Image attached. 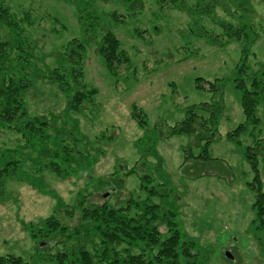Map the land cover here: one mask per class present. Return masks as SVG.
Instances as JSON below:
<instances>
[{
	"label": "rangeland",
	"instance_id": "rangeland-1",
	"mask_svg": "<svg viewBox=\"0 0 264 264\" xmlns=\"http://www.w3.org/2000/svg\"><path fill=\"white\" fill-rule=\"evenodd\" d=\"M212 1L0 0L18 23L12 30L0 21V41H7L8 57L32 82L21 95L24 105L29 117L47 119L40 133L0 127V166H6L0 256L20 257L15 264H58L61 237L48 240L29 231L53 215L77 226L69 244L94 255V230L79 222L80 211L70 216L64 209L82 198L84 205L105 201L113 207L132 198L133 215H141L146 204L174 213L185 238L203 250L194 264H264V229L252 223L256 189L246 156L255 150L264 190V155L258 152L264 104L248 124L233 86L243 55L247 74L264 71V0ZM248 27L256 39L229 35ZM107 31L127 59L114 73L99 53ZM79 44L81 64L66 55L67 46L79 51ZM74 66L87 91L78 110L48 80L55 67ZM216 79L221 86L212 89ZM192 108L205 117L215 113L217 132L208 142L207 132L201 138L198 130L170 129ZM140 118L146 123L140 125ZM240 124L244 129L229 138ZM125 254L113 248L103 260L93 256L94 264Z\"/></svg>",
	"mask_w": 264,
	"mask_h": 264
},
{
	"label": "trees",
	"instance_id": "trees-1",
	"mask_svg": "<svg viewBox=\"0 0 264 264\" xmlns=\"http://www.w3.org/2000/svg\"><path fill=\"white\" fill-rule=\"evenodd\" d=\"M214 1L211 3L214 4ZM0 21L12 30H15L18 25L15 16L1 3ZM241 29H235L229 35L245 34L249 40L258 37L250 27L247 30ZM208 42L211 43L210 40ZM7 45V41H0V127L20 129L24 135L26 131L29 134L40 133L44 130L47 119H40L36 116L29 117L21 95L32 85V82L22 71L21 66L13 65V58L8 57ZM119 45L120 41L111 31L104 33L99 43V53L106 64V68L112 73H114L117 63L127 60L126 57L122 56L123 51L119 49ZM78 46L79 51L72 50L67 46L66 55L72 58L71 62L81 64V57L78 56L82 52L81 45ZM245 56L240 58L235 68L233 86L238 93L240 106L247 123L253 124L258 119L256 116L258 105L264 104V71L254 70L252 74H247L246 72L250 67L245 63ZM80 77L81 71L78 72L75 66L71 70L55 67L48 74V80L55 82L60 89L67 93L71 99V108L75 110L79 109L81 102L87 97L85 85L81 82ZM71 82L78 87L74 88ZM220 86L219 79L211 83L212 89H218ZM214 114L210 111L209 115L205 117L197 114L195 108L189 109L186 118L170 129L172 132L186 134H193L198 130L201 133V138H203L202 134L207 132L209 136L205 138L208 142L212 130L217 132ZM138 123L143 125L146 121L144 118H140ZM243 129L244 124H240L231 130L227 136L229 138L237 136ZM203 150L205 155L202 156L207 158L206 148ZM258 152L264 155V145L258 149ZM255 154V150L248 149L246 151L251 169L254 171L253 180L250 183L256 189L252 205L255 217L252 223L256 229L261 230L264 229V190L261 187ZM4 156L0 152V159ZM1 168L0 183L3 181L6 166ZM87 176L89 175L87 174ZM133 202V199L129 198L126 204L119 207L108 206L105 201L84 205L82 198L77 205L73 206L74 208L64 209L70 216L76 210L80 211L79 222L88 224L94 230L98 237L94 255H91L81 245L69 244L70 237L72 234L78 233V228L70 224L71 221L66 222L58 215L44 219L41 227L30 225L29 231L34 237L39 236L48 240H56L58 236L61 237V239H57L58 241L56 240L64 245V248L55 255L58 264H94V257L103 260L113 248L116 250L117 247H120L122 252L124 251L126 254L122 257L113 255L114 257L109 260V264H194L196 260L202 257V248L197 241L185 238L175 221L173 212H163L159 210V205L146 204V209L141 215H133L128 212ZM162 235L164 238L160 239ZM131 248H138L139 252L130 253ZM19 262L20 257L0 256V264Z\"/></svg>",
	"mask_w": 264,
	"mask_h": 264
},
{
	"label": "water",
	"instance_id": "water-1",
	"mask_svg": "<svg viewBox=\"0 0 264 264\" xmlns=\"http://www.w3.org/2000/svg\"><path fill=\"white\" fill-rule=\"evenodd\" d=\"M228 256H229V254H228Z\"/></svg>",
	"mask_w": 264,
	"mask_h": 264
}]
</instances>
